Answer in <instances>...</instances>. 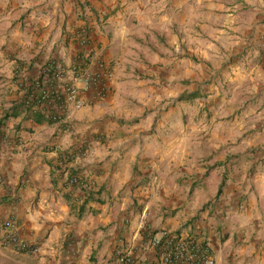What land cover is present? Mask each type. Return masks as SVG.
I'll return each mask as SVG.
<instances>
[{
    "label": "crops",
    "instance_id": "obj_1",
    "mask_svg": "<svg viewBox=\"0 0 264 264\" xmlns=\"http://www.w3.org/2000/svg\"><path fill=\"white\" fill-rule=\"evenodd\" d=\"M88 55L106 98L60 122L25 103L49 61ZM142 216L218 264H264V0H0V233L12 217L38 247L0 237V264L139 254Z\"/></svg>",
    "mask_w": 264,
    "mask_h": 264
},
{
    "label": "built area",
    "instance_id": "obj_2",
    "mask_svg": "<svg viewBox=\"0 0 264 264\" xmlns=\"http://www.w3.org/2000/svg\"><path fill=\"white\" fill-rule=\"evenodd\" d=\"M79 39L81 46L88 45L89 33L86 29L80 30ZM91 65L89 55L78 59L70 67L58 60L49 61L43 67L42 75L26 88L25 103L46 108L47 116L60 122L70 112L86 106L83 95H89L94 100L106 98L113 78L110 66L99 59L94 61L95 70L90 69ZM71 183L83 190L90 189V183L79 176H74ZM139 233L142 251L138 254L135 246L120 249L114 261L108 264H218L208 243L170 229L152 232L146 223V216L141 218ZM0 234L1 241L15 252L30 255L38 252L37 244L24 237L12 217L3 224Z\"/></svg>",
    "mask_w": 264,
    "mask_h": 264
},
{
    "label": "rangeland",
    "instance_id": "obj_3",
    "mask_svg": "<svg viewBox=\"0 0 264 264\" xmlns=\"http://www.w3.org/2000/svg\"><path fill=\"white\" fill-rule=\"evenodd\" d=\"M192 194V193H191ZM203 211L202 207H199L197 209H194L193 207L190 208V213L192 214L190 217V221H197L198 217L200 216V213ZM192 225V224H191ZM197 225V224H196ZM189 225H185V228H187ZM184 228V226H182Z\"/></svg>",
    "mask_w": 264,
    "mask_h": 264
},
{
    "label": "trees",
    "instance_id": "obj_4",
    "mask_svg": "<svg viewBox=\"0 0 264 264\" xmlns=\"http://www.w3.org/2000/svg\"><path fill=\"white\" fill-rule=\"evenodd\" d=\"M183 98H184V97H180L178 100H182ZM48 118H49V120H50V121H53V122L55 121V120H53V119H52V118H50V117H48ZM55 122H56V121H55ZM91 197H92V196H91V194H90V195L88 196V198H87V201H86V202H88V201H89V199H91ZM86 202H85V203H86ZM83 210H84V208L82 207V208H81V212H83Z\"/></svg>",
    "mask_w": 264,
    "mask_h": 264
}]
</instances>
